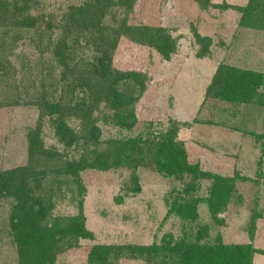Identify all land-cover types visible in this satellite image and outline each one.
I'll return each instance as SVG.
<instances>
[{"label":"rangeland","instance_id":"rangeland-1","mask_svg":"<svg viewBox=\"0 0 264 264\" xmlns=\"http://www.w3.org/2000/svg\"><path fill=\"white\" fill-rule=\"evenodd\" d=\"M85 1L30 0L35 6L31 10L52 12L56 18L62 17L68 7ZM261 3L257 11L259 16L264 15V1ZM247 4L248 0H210L203 8L193 0H136L127 15V23L165 28L177 39V48L165 60L151 46L132 42L126 36L118 40L113 67L136 71L146 77L135 105L137 122L130 131H124L101 120L98 123L99 142L87 144L85 151L82 142L80 147H63L55 136L50 117L41 116L35 105L22 103L24 101L16 106L0 105V172L32 165L27 134L41 122L44 147L53 148L61 157L55 165L44 169L46 175L39 187L32 185L34 195L46 200L53 193L48 220L76 215L77 203L83 200L85 225L94 239L80 240L78 247L58 254L55 264H90L87 255L94 244L149 246L160 244L163 236L168 234L179 239L182 234H190L202 225L210 227L211 238L220 235L225 244H252L258 250L252 264H264V155L261 156L260 150V142L264 139V86L257 93L261 101L249 105L221 101L212 97L209 89L219 66L259 72L264 80V27L260 24L256 28L242 27V13L235 9ZM106 22H111L110 15L106 16ZM194 32L209 41L205 48L196 41ZM25 38L17 43L11 62L19 69V60H26L35 73L32 79L24 81L29 95L27 100L34 92H44L40 85L42 75L47 74L43 82L45 92H50L48 75L57 78L59 68L54 74L47 72V65L52 63L51 53L40 56L28 41L33 38V33ZM93 116L101 119L100 113L94 112ZM148 124H152L154 130L177 126V137L184 143L188 161L198 163L201 170L230 177L238 172L247 178L237 180L235 196L218 214V218L224 220L221 226L212 219L205 201L209 180H202L192 192V198L197 200L198 219L188 223L174 214L165 215L174 201L182 204L185 184L190 181L188 176L182 180L166 179L149 167L139 166L136 169L139 190L135 191L131 165L107 170L85 169L80 172L86 190L81 195L77 185L62 171V162L106 152L113 140L141 137ZM70 125L79 135L80 121H70ZM13 204V197L0 196V264L20 262L12 227L7 220ZM254 211L260 213V218L250 240L247 230ZM118 264L156 263L123 257Z\"/></svg>","mask_w":264,"mask_h":264},{"label":"trees","instance_id":"trees-1","mask_svg":"<svg viewBox=\"0 0 264 264\" xmlns=\"http://www.w3.org/2000/svg\"><path fill=\"white\" fill-rule=\"evenodd\" d=\"M193 1L206 8L210 0ZM262 1L248 0L245 7L235 8L242 13V27L256 28L259 24L264 27V15L257 14ZM135 2L87 0L81 5L68 7L62 17L56 18L52 12L31 10L35 6L30 0H0V105L16 106L21 101L35 105L41 116L50 117L58 142L66 148L74 145L80 147L82 142L85 151L87 144L97 145L100 140L98 123L101 120L107 121L113 128L130 131L137 122L135 105L144 89L146 77L136 71H122L113 67V53L118 40L126 36L132 42L151 46L165 60L177 48V39L167 29L127 23V15ZM107 15H110L111 22H106ZM30 33H33V38L28 41L40 56L45 52L52 55L47 72L53 73L59 68V73L54 79L51 74L48 75L50 92H45L46 84L43 82L47 74L42 75L40 85L44 92H34L26 100L29 95L24 81L32 79L35 73L26 60H19L17 69L11 57L17 43ZM194 36L202 48L208 45L207 39L196 32ZM263 86V74L259 72L219 66L209 89L210 95L221 101L249 105L261 101L257 93ZM32 98L34 100L31 102ZM94 112L100 113L101 119H96ZM76 120L80 121L81 131L78 133L83 136L78 135L70 125V121ZM164 130H154L153 125L148 124L141 137L113 140L106 152H96L91 158L82 156L78 160L62 162V171L77 185L81 195L86 190L80 172L85 169L107 170L123 164L131 165L135 191L139 190L136 177L139 166L149 167L166 179L182 180L188 176L190 181L185 184L182 204L174 201L165 214L166 217L174 214L188 223L198 219L197 200L192 198V192L202 180H209L205 201L212 219L221 226L224 220L218 218V214L235 196L237 180L247 178L238 172L230 177L201 170L198 163L188 161L184 143L177 137L178 127L173 125ZM258 138V141L261 140V136ZM27 140L32 165L0 172V196L15 199L7 220L18 248L19 264H55L58 254L78 247L80 240H93L94 235L85 225L82 199L77 203L76 215L48 220L53 193H50L47 201L42 200L34 195L32 185L40 186V181L46 175L44 169L55 165L61 154L53 148L44 147L41 122L29 130ZM260 150L263 156L264 139L260 142ZM259 218L260 213L252 212L247 230L250 240L253 239ZM257 252L252 244H225L220 235L211 238L210 227L202 225L190 234H182L179 239H173L168 234L163 236L160 244L149 246L94 244L87 261L90 264H118L120 258L128 257L156 264H252L253 255Z\"/></svg>","mask_w":264,"mask_h":264}]
</instances>
